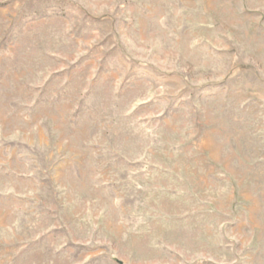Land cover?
Segmentation results:
<instances>
[{"label": "rangeland", "instance_id": "rangeland-1", "mask_svg": "<svg viewBox=\"0 0 264 264\" xmlns=\"http://www.w3.org/2000/svg\"><path fill=\"white\" fill-rule=\"evenodd\" d=\"M0 264H264V0H0Z\"/></svg>", "mask_w": 264, "mask_h": 264}]
</instances>
